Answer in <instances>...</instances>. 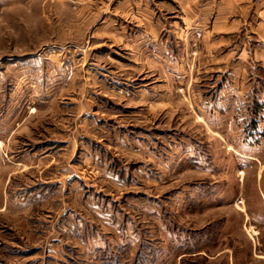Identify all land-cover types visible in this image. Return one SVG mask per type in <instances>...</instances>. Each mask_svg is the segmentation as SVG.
I'll use <instances>...</instances> for the list:
<instances>
[{
    "label": "rangeland",
    "instance_id": "rangeland-1",
    "mask_svg": "<svg viewBox=\"0 0 264 264\" xmlns=\"http://www.w3.org/2000/svg\"><path fill=\"white\" fill-rule=\"evenodd\" d=\"M107 7L0 0V264H264V67L128 69Z\"/></svg>",
    "mask_w": 264,
    "mask_h": 264
},
{
    "label": "crops",
    "instance_id": "crops-1",
    "mask_svg": "<svg viewBox=\"0 0 264 264\" xmlns=\"http://www.w3.org/2000/svg\"><path fill=\"white\" fill-rule=\"evenodd\" d=\"M86 1L94 3L101 0ZM107 2L113 4V7H107L102 12L107 19L134 23L133 32L125 29L108 33L115 42L110 45H119L125 50L128 69L143 70L151 61L160 68L165 67L167 71L177 70L182 67L184 56L198 53L210 74L218 77L220 84L216 94L219 98H232L239 97L244 91L248 69L264 67V0ZM124 27H127L126 24ZM226 73L229 79L224 76ZM107 76L109 84H120L117 88L123 98H129L133 88L131 86L138 85L134 78L123 77L121 74ZM220 76L227 81L222 83ZM138 91L139 98H156L145 90ZM83 112L79 109L77 115L83 117ZM100 116L94 115L93 121L99 122ZM94 122L90 124L94 126Z\"/></svg>",
    "mask_w": 264,
    "mask_h": 264
}]
</instances>
